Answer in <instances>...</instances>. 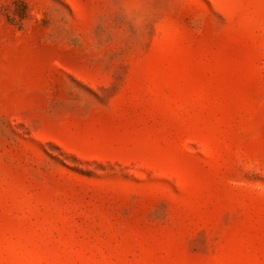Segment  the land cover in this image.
<instances>
[{"label": "rangeland", "instance_id": "1", "mask_svg": "<svg viewBox=\"0 0 264 264\" xmlns=\"http://www.w3.org/2000/svg\"><path fill=\"white\" fill-rule=\"evenodd\" d=\"M0 264H264V0H0Z\"/></svg>", "mask_w": 264, "mask_h": 264}]
</instances>
